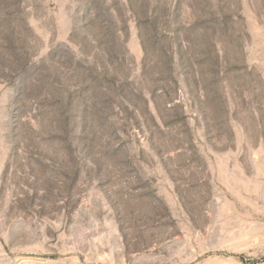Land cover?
I'll return each mask as SVG.
<instances>
[{
	"label": "rangeland",
	"instance_id": "1",
	"mask_svg": "<svg viewBox=\"0 0 264 264\" xmlns=\"http://www.w3.org/2000/svg\"><path fill=\"white\" fill-rule=\"evenodd\" d=\"M0 264H264V0H0Z\"/></svg>",
	"mask_w": 264,
	"mask_h": 264
}]
</instances>
